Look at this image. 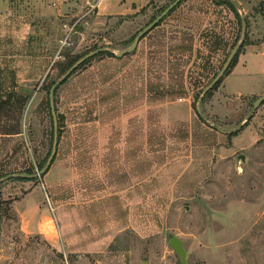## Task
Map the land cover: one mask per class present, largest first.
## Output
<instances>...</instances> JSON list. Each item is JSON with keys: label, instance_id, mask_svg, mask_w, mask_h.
I'll use <instances>...</instances> for the list:
<instances>
[{"label": "rangeland", "instance_id": "obj_1", "mask_svg": "<svg viewBox=\"0 0 264 264\" xmlns=\"http://www.w3.org/2000/svg\"><path fill=\"white\" fill-rule=\"evenodd\" d=\"M174 1L100 18L95 0H0V264H183L172 237L186 264H264V74L246 60L264 40L263 0H225L237 14L183 0L116 56ZM242 14L246 45L204 94ZM100 48L115 57L57 88V155L25 180L52 152L59 65ZM9 93L28 100L2 103Z\"/></svg>", "mask_w": 264, "mask_h": 264}, {"label": "water", "instance_id": "obj_2", "mask_svg": "<svg viewBox=\"0 0 264 264\" xmlns=\"http://www.w3.org/2000/svg\"><path fill=\"white\" fill-rule=\"evenodd\" d=\"M183 0H175L173 3H171L156 19H154L148 26H146L142 31H140L137 36L134 39L133 45H131L130 47H128L127 49L123 50L122 52L118 53L116 56L117 57H123L125 55H127L128 53H131L132 51H134L136 49V47L138 46L139 42L141 41V39L143 37L146 36L147 33H149L151 30H153L155 27L158 26V24L176 7L178 6ZM263 4H264V0H263ZM236 5V3L234 4ZM241 19H242V25H243V34H242V38L239 41V43L234 47L231 55L229 56V58L227 59L224 67L222 68V70L220 71V73L215 77V79L204 89V94H206L207 92H209L210 90L213 89V87L222 79V77L224 76V74L226 73V71L228 70L229 66L231 65L234 57L238 54L240 48L242 47V45L244 44L245 38H246V21H245V17L243 16V14L241 15ZM105 50L100 48V49H96L90 53H88L87 55H85L84 57H82L81 59H79L77 62H75L68 70L67 72L62 76V78L55 83L51 90H50V108H51V113H52V117H53V127H54V138H53V145H52V152L51 155L47 161V165L45 168H43L39 173L37 174H32V175H25L28 178H35V177H40L42 175H44L45 173H47L57 155V150H58V145H59V126H58V117H57V113H56V108H55V92L57 90V88L66 80L68 79L72 73L74 71H76L80 65H82L85 61H87L90 58H93L95 56H97L98 54L104 52ZM264 101V97H260L256 103L254 108H256L258 106V104H260L261 102ZM197 112L199 113V116L203 119V115L200 112V107H197ZM244 124H241L239 126H237L234 130L232 131H225V130H221L219 129V131L225 133V134H234V132L238 131ZM12 175H8L7 177H11ZM169 245L173 248V250L176 252L177 255L180 256L182 263L186 264L187 261V253L186 250L184 249V245H183V241L181 239H179L178 237H172L169 240Z\"/></svg>", "mask_w": 264, "mask_h": 264}, {"label": "crops", "instance_id": "obj_3", "mask_svg": "<svg viewBox=\"0 0 264 264\" xmlns=\"http://www.w3.org/2000/svg\"><path fill=\"white\" fill-rule=\"evenodd\" d=\"M85 1L89 2L90 0ZM151 2L152 0H109V5L106 7L104 5V11L102 12L100 9L103 7L104 0H98L96 12L100 18L130 17L138 15L141 10ZM246 60L250 63V71L256 67L264 74V40L260 41L258 44L250 45L248 47L246 51ZM243 62H245V60L239 64L237 69L242 67L241 65H243ZM237 69L231 77H229L230 80L234 77ZM229 85L230 87L232 86L231 83Z\"/></svg>", "mask_w": 264, "mask_h": 264}, {"label": "trees", "instance_id": "obj_4", "mask_svg": "<svg viewBox=\"0 0 264 264\" xmlns=\"http://www.w3.org/2000/svg\"><path fill=\"white\" fill-rule=\"evenodd\" d=\"M214 2H216V4H218V5H223V4H229L230 5V7L236 12V14L238 13L237 11H236V9H235V5L234 4H232L231 2H229V1H225V0H213ZM261 5H263V4H261ZM175 9V8H174ZM173 9V10H174ZM172 10V11H173ZM171 11V12H172ZM157 17H155V18H153V20L154 19H156ZM161 23V22H160ZM159 23V24H160ZM158 24V25H159ZM240 24L242 25V22H241V20H240ZM248 38V36H246V39ZM243 45H246V43L245 44H243ZM104 54H109L111 57H115V55H113L112 53H109L108 51H104V52H102V53H100V54H98V55H104ZM237 56H238V54L234 57V59H233V61H232V63H231V65L229 66V68H232L233 66H235V64L237 63V61H238V58H237ZM90 59H92V58H90ZM90 59H88L87 61H85L82 65H80V67L81 66H83L85 63H87ZM75 63V61H71V63H69V65L68 64H60L59 66H61V70H62V72H63V74H65L66 72H67V70L73 65ZM79 67V68H80ZM228 68V69H229ZM75 72V71H74ZM73 72V73H74ZM72 73V74H73ZM67 80V79H66ZM66 80L64 81V82H66ZM63 82V83H64ZM220 82H221V80L213 87V89L212 90H210L209 92H208V94H210V93H212V91H214L219 85H220ZM22 96V95H21ZM6 100H8V101H3L2 103H12V102H14L15 103V105L17 104V105H19V106H23V105H25V103H26V101L28 100H26L25 98H23V97H18V95H10V93H9V96H8V98L6 99ZM49 107H50V104H49ZM50 116H51V119H52V123H53V117H52V113H51V108H50ZM59 116V115H58ZM9 134H19L18 132H15V133H9ZM237 133H234V134H232L231 136H233V135H236ZM59 137H60V135H59ZM50 154V153H49ZM41 169H42V166H41ZM27 172V171H26ZM23 179V178H22ZM24 179L25 180H30L28 177H24Z\"/></svg>", "mask_w": 264, "mask_h": 264}, {"label": "built area", "instance_id": "obj_5", "mask_svg": "<svg viewBox=\"0 0 264 264\" xmlns=\"http://www.w3.org/2000/svg\"><path fill=\"white\" fill-rule=\"evenodd\" d=\"M97 3H98V0H95V2L90 5V8L96 9Z\"/></svg>", "mask_w": 264, "mask_h": 264}]
</instances>
